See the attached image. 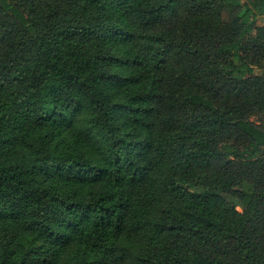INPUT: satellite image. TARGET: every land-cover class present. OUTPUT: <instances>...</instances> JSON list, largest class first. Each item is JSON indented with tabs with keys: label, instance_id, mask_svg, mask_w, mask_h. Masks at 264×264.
Segmentation results:
<instances>
[{
	"label": "trees",
	"instance_id": "obj_1",
	"mask_svg": "<svg viewBox=\"0 0 264 264\" xmlns=\"http://www.w3.org/2000/svg\"><path fill=\"white\" fill-rule=\"evenodd\" d=\"M260 16L0 0V264H264Z\"/></svg>",
	"mask_w": 264,
	"mask_h": 264
},
{
	"label": "rangeland",
	"instance_id": "obj_2",
	"mask_svg": "<svg viewBox=\"0 0 264 264\" xmlns=\"http://www.w3.org/2000/svg\"><path fill=\"white\" fill-rule=\"evenodd\" d=\"M257 24L258 25H264V17H260L257 19ZM251 119L254 121V122H259L260 124L264 125V121H260L259 118L257 116H252Z\"/></svg>",
	"mask_w": 264,
	"mask_h": 264
},
{
	"label": "crops",
	"instance_id": "obj_3",
	"mask_svg": "<svg viewBox=\"0 0 264 264\" xmlns=\"http://www.w3.org/2000/svg\"><path fill=\"white\" fill-rule=\"evenodd\" d=\"M260 17H264V16H260ZM260 17H258V18H260ZM258 18H257V19H258Z\"/></svg>",
	"mask_w": 264,
	"mask_h": 264
},
{
	"label": "water",
	"instance_id": "obj_4",
	"mask_svg": "<svg viewBox=\"0 0 264 264\" xmlns=\"http://www.w3.org/2000/svg\"><path fill=\"white\" fill-rule=\"evenodd\" d=\"M261 73V72H260Z\"/></svg>",
	"mask_w": 264,
	"mask_h": 264
}]
</instances>
